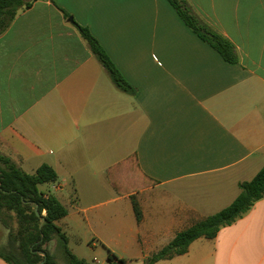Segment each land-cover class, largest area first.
Returning <instances> with one entry per match:
<instances>
[{"label":"crops","instance_id":"crops-1","mask_svg":"<svg viewBox=\"0 0 264 264\" xmlns=\"http://www.w3.org/2000/svg\"><path fill=\"white\" fill-rule=\"evenodd\" d=\"M185 1L236 63L167 0H35L0 34V154L28 174L54 170L39 189L66 208L56 225L88 264H110L108 251L145 264L264 165V0ZM74 24L134 95L115 87ZM132 155L150 184L121 195L107 170ZM153 264H264V197L213 239Z\"/></svg>","mask_w":264,"mask_h":264},{"label":"trees","instance_id":"trees-1","mask_svg":"<svg viewBox=\"0 0 264 264\" xmlns=\"http://www.w3.org/2000/svg\"><path fill=\"white\" fill-rule=\"evenodd\" d=\"M167 1L181 21L201 41L215 50L225 62L236 63L237 57L232 44L195 16L185 0ZM33 2L24 4L23 0H0V34L8 28L18 8L23 6V10L29 9ZM63 15L66 18L70 17L64 11ZM74 25L92 54L107 71L115 87L121 92L134 95L135 88L122 77L97 40L85 27ZM107 177L117 193L121 195L150 184L145 175L139 171L135 155L110 167L107 170ZM56 181V173L46 164L39 166L34 173L28 174L14 165L9 158L0 155V210L13 212L22 223L27 222L32 225L20 234L26 264H53L50 255L42 248L53 235L58 237L61 243L66 264H88L70 252L67 247V236L56 225V221L67 214L66 208L53 195L39 189L40 185ZM238 187L240 192L230 205L177 233L170 243L153 254L145 264H153L159 260L185 254L194 240L213 239L220 228L231 225L243 216L254 203L264 197V165L250 181L240 183ZM131 204L136 220L140 221L141 212L134 196H131ZM35 207L39 216L34 213ZM40 218H43L41 226H39ZM41 252L44 256L40 255ZM0 258L9 263V260L1 254ZM107 261L110 264H126L124 260L118 259L110 251L107 253Z\"/></svg>","mask_w":264,"mask_h":264},{"label":"rangeland","instance_id":"rangeland-1","mask_svg":"<svg viewBox=\"0 0 264 264\" xmlns=\"http://www.w3.org/2000/svg\"><path fill=\"white\" fill-rule=\"evenodd\" d=\"M31 2H33V0H23L24 4ZM23 9V6L18 8L16 10V15L23 11ZM13 164L15 165V163ZM31 226L32 225L27 222L22 223L15 213H8L0 210V254L9 260V263L7 264H26L25 259L23 258V250L21 246L22 238L20 234L23 233L25 228H31ZM42 248L50 255L53 264H66L58 237L55 235L51 236V240L45 243ZM68 248L72 250L75 256H81V254H84L88 258H91V256H88L89 252L86 248L84 249L83 246L78 249V247L71 242L68 244Z\"/></svg>","mask_w":264,"mask_h":264},{"label":"water","instance_id":"water-1","mask_svg":"<svg viewBox=\"0 0 264 264\" xmlns=\"http://www.w3.org/2000/svg\"><path fill=\"white\" fill-rule=\"evenodd\" d=\"M68 21H69L70 23H73V20H72L71 17H69ZM34 213H35L36 216H39V212H38V210H37L36 207H35V209H34ZM42 223H43V218H40V224H39V226H41ZM40 254H41L42 256H44V253L41 252ZM39 264H41V263H39Z\"/></svg>","mask_w":264,"mask_h":264}]
</instances>
